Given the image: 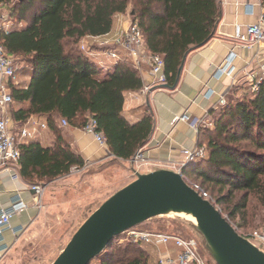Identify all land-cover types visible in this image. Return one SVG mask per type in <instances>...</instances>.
Listing matches in <instances>:
<instances>
[{"label":"trees","instance_id":"obj_1","mask_svg":"<svg viewBox=\"0 0 264 264\" xmlns=\"http://www.w3.org/2000/svg\"><path fill=\"white\" fill-rule=\"evenodd\" d=\"M8 1L12 0H0V5ZM130 5L148 50L163 56L166 85L175 88L188 54L215 36L222 17L220 0H17L13 3L10 14L18 23L2 27L0 41L9 54L23 57L29 63L26 71L31 78L25 86L13 80L9 82L13 98L9 113L18 126L27 124L32 116L45 120L55 137L51 146H43L35 138L20 143V173L29 183H50L69 175L73 169L87 168L86 159L65 136L62 119L83 129L89 118L94 117L113 160L133 159L149 141L154 126L151 110L147 108L136 122H131L125 114L127 94L144 86L140 71L127 58L116 61L105 71L80 48L87 37L109 34L116 15L125 13ZM242 90L245 93L241 95ZM214 111H211L214 128L199 129L200 145L206 147V156L185 167L184 175L190 181L195 177L197 180L192 182L207 191L217 207L229 199L220 196L216 202L205 185L220 190L227 188L230 199L241 192L230 211L232 219L241 217L246 223L247 210L255 199L259 206L252 208L263 209L264 220V83L258 91L245 84L238 87L227 95L226 105ZM240 226L244 227L243 223ZM197 233L206 249L203 236ZM122 245L115 238L90 264L95 260L99 264H149L147 248L157 251L145 243H129L124 249Z\"/></svg>","mask_w":264,"mask_h":264},{"label":"crops","instance_id":"obj_2","mask_svg":"<svg viewBox=\"0 0 264 264\" xmlns=\"http://www.w3.org/2000/svg\"><path fill=\"white\" fill-rule=\"evenodd\" d=\"M220 2L222 17L217 25L215 36L207 44L188 54L175 88H165L163 85L154 86L146 94H142L141 89L127 94L125 114L131 122L140 120L147 108L151 110L154 117L153 132L147 144L142 148L146 157L145 164L140 167L135 163L134 158L128 160L132 165L130 172L134 177L136 171L148 173L161 168L170 169L167 166L170 163L178 164L184 160V149L200 145L199 131H195L183 122L173 124L175 117L187 112L193 117L203 119L201 128L203 125L207 126L212 122L211 111L215 110L214 113H216L222 107L220 98L222 96L227 98L229 93L237 91L238 87L244 84L249 85L246 81L248 74L259 69V61L264 58V43L249 47L237 38L236 29L237 27L244 29L257 20L262 0H220ZM127 13L128 10L126 13H120L121 22L116 18L114 20V24L118 22L122 31L130 22ZM130 13L132 14L133 11ZM116 25L118 26L117 23ZM106 40L103 36H97L87 37L83 42L96 53L94 60L109 69L113 67L115 61L106 56L104 49L95 48L94 43H91L93 41L96 42V46H103L102 43ZM108 40L113 41L114 39ZM232 51L236 53L232 64L234 72L230 76H217V67ZM141 76L144 86L150 83L147 72L142 73ZM27 78L26 81H18L15 84L25 86L30 82L31 77L27 76ZM30 120L45 122L35 116L30 117L28 121ZM14 125L18 126L16 123ZM22 126L35 131L32 123ZM61 126L73 148L86 159V167L103 164L114 158L108 145L100 146L83 129L71 125ZM32 138L39 140L43 146H51L55 140L49 127L37 130ZM62 179L59 177L49 184H31L21 176L20 166L16 164L0 172V210L9 207L17 199H21L28 205L12 218L10 226L4 230L0 244V260L33 226L43 212L46 205V202L44 203L45 193L41 206L35 204L33 201L35 192L32 186L43 185L46 192L51 185ZM171 252L175 254L178 249L172 247Z\"/></svg>","mask_w":264,"mask_h":264},{"label":"built area","instance_id":"obj_3","mask_svg":"<svg viewBox=\"0 0 264 264\" xmlns=\"http://www.w3.org/2000/svg\"><path fill=\"white\" fill-rule=\"evenodd\" d=\"M128 10L129 24L123 29L120 34L114 38L113 41L106 40L102 43L105 46V54L115 62L123 58L130 59L134 66L140 73L147 72L150 77V83L143 86L142 94H146L154 86H162L167 83V74L165 71V61L163 56L153 53L148 50L143 33L133 18V13ZM7 27V26H6ZM1 29V27H0ZM237 38L251 47L254 44L264 43V7L261 6L257 20L252 24L247 25L244 29L237 27ZM80 48L86 51L91 57H95L96 53L86 46L82 41ZM236 53L232 51L230 55L217 67V76L232 75L234 72L233 61ZM101 65V64H100ZM104 69V65H101ZM106 68L105 70H107ZM16 78L15 57L7 52L3 43L0 41V172L8 169L11 165H19L21 156L20 143L24 139L32 138L34 133L41 129H47L48 124L45 122H38L34 120L28 121L35 127V131L30 130L26 126H15L14 120L9 113V106L13 101L10 93L9 82ZM249 86L253 91H258L260 86L264 83V58L259 61V69L251 71L247 80ZM212 93V91H211ZM227 103V98L222 96L220 98V106ZM63 126L69 125L66 119L61 120ZM183 122L188 124L195 131H199L203 123V119L193 117L187 112L177 115L173 121L174 123ZM84 132L91 135L96 143L100 146H107L106 139L102 132L99 131V125L94 117H90L83 128ZM206 147L204 145H197L194 148L184 149V160L180 163H170L168 168L181 173L186 182L194 188L205 199L211 202V196L198 183L190 181L184 175V168L191 163L206 156ZM135 163L142 167L146 162V157L142 149L134 157ZM34 194V203L41 206L42 199L45 193L43 185L32 186ZM215 204V203H214ZM27 204L21 199L14 201L9 207L0 210V244L4 230L10 226L12 218L20 211L27 208ZM237 229V228H236ZM238 230V229H237ZM238 232L264 250V224L249 233ZM117 242L119 244L125 243H145L154 246L158 251V260L156 264H215L212 261L206 260L201 254L203 247L202 238L198 236H181L177 234L165 233L162 231H154L140 227L131 228L122 233ZM172 247L178 249L177 253H172Z\"/></svg>","mask_w":264,"mask_h":264},{"label":"rangeland","instance_id":"obj_4","mask_svg":"<svg viewBox=\"0 0 264 264\" xmlns=\"http://www.w3.org/2000/svg\"><path fill=\"white\" fill-rule=\"evenodd\" d=\"M16 1L12 0L5 5H0L1 28L18 23L10 14V9ZM132 9V5H130L128 10L132 11ZM116 19L121 22L120 13L116 16ZM121 31L122 28H120L119 23L115 22L111 32L103 38L113 40ZM91 43H94L95 46L93 47L95 48L106 49L105 46H96V42L91 41ZM28 66L29 63L23 57L15 58L16 78L13 80L14 82H22L28 79L26 71ZM244 91H240V94H244ZM60 124L62 125V122ZM206 128L213 129L214 121L212 120L207 126L203 125L202 129ZM131 167L132 165L128 161L109 159L103 164H96L83 169H73L69 175L63 176L62 180L46 190L44 196L46 205L41 216L1 258L0 264H52L70 241L83 218L95 211L113 193L132 182L134 178L136 179V176L134 177L130 172ZM191 180L197 179L193 177ZM205 186L216 202L220 196L229 199V202L218 204V209L228 220H231L230 222L235 228L249 233L263 225V209L259 207L260 210L255 211L252 208L255 205L259 206L255 199L251 200L250 207L247 210V222L244 223L241 217L232 219L230 216V211L240 198L241 192H237L230 199L227 188L220 190V187ZM242 223L244 227L240 226ZM138 226L185 237L199 235L191 225L190 220L185 216L173 213L154 217L147 223L145 222V225L143 223ZM128 244L125 243L121 247L123 248ZM147 254H149V264H154L158 260V252L154 249L147 248ZM201 254L206 260L215 262L204 246L201 248ZM92 264H99V261L95 260Z\"/></svg>","mask_w":264,"mask_h":264},{"label":"water","instance_id":"obj_5","mask_svg":"<svg viewBox=\"0 0 264 264\" xmlns=\"http://www.w3.org/2000/svg\"><path fill=\"white\" fill-rule=\"evenodd\" d=\"M182 70L183 66L179 76ZM135 175L136 179L113 193L87 217L52 264H90L125 231L172 213L196 219L194 227L217 264H264V250L242 236L181 173L161 168L148 173L136 171Z\"/></svg>","mask_w":264,"mask_h":264},{"label":"bare ground","instance_id":"obj_6","mask_svg":"<svg viewBox=\"0 0 264 264\" xmlns=\"http://www.w3.org/2000/svg\"><path fill=\"white\" fill-rule=\"evenodd\" d=\"M182 216H185L188 220H190L191 222L195 223L196 222V219L191 216V215H184V214H181Z\"/></svg>","mask_w":264,"mask_h":264}]
</instances>
